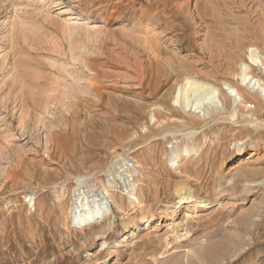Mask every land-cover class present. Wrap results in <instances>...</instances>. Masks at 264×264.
I'll return each mask as SVG.
<instances>
[{
	"label": "rangeland",
	"instance_id": "obj_1",
	"mask_svg": "<svg viewBox=\"0 0 264 264\" xmlns=\"http://www.w3.org/2000/svg\"><path fill=\"white\" fill-rule=\"evenodd\" d=\"M259 20L264 0H0V264H183L199 242L214 254L195 264H264V92L225 58L243 37L264 83L243 31ZM186 76L216 106L175 103ZM133 182L160 222L190 184L189 235L145 246ZM79 195L110 214L81 228Z\"/></svg>",
	"mask_w": 264,
	"mask_h": 264
},
{
	"label": "bare ground",
	"instance_id": "obj_2",
	"mask_svg": "<svg viewBox=\"0 0 264 264\" xmlns=\"http://www.w3.org/2000/svg\"><path fill=\"white\" fill-rule=\"evenodd\" d=\"M258 23H260L259 27L256 26V27H254V29L244 27L243 31L250 38L249 39V41H250L249 47L250 48H249V54H248L249 58L251 59V61L254 64H260L261 66L264 67V59L259 55L260 44H263L262 48L264 49V20H259ZM245 34H244V37H247ZM236 35L240 36L238 33ZM228 40H230V39H228ZM234 40H236V43L234 42ZM234 40L230 41V45L234 47V48L231 47L233 49V52L231 53V51H229L228 54H225V58H228V60H227L228 63L226 66V69H228V71H226V73L233 76V77L238 75L240 77L242 83L251 84L252 87H254V88H261L262 91L264 92V83L263 82L260 83L261 78L258 77V75H256L255 72L251 69L252 63H251V66H249L248 61L246 62L244 57L240 55V52L242 51V49L246 45V42H245L246 39L244 40L243 37H237L236 36ZM236 65L239 66L241 73L237 74V72L235 71ZM184 78H185V83L179 84V86H178V93L174 99L175 103H179L181 101V98H183L185 106L191 107V109L192 108L197 109L201 106L208 105L209 110H211L212 106H216L217 100H216L215 95L218 92V90L214 86H212V84L210 85V84L204 82L203 79L200 80L199 78H196V76H194V77L186 76ZM224 85L226 86V89H228L230 91V93L233 94L235 92L236 88L232 84H230L228 81L225 82ZM220 94H221V92H220ZM255 95H257V94H255ZM191 96L192 97L194 96V98H192ZM241 103H244V102L242 101ZM263 107H264V105H263ZM208 108H207V111H208ZM232 115H233V117H235V114H232ZM192 121H194V120L192 119ZM250 121H252V120H250ZM191 151H195V149L191 148L190 151L186 149L184 151V153L180 152L179 154H175L177 156H175L174 158L171 159L172 165L175 166L176 164H178L179 161L183 157L185 158L188 155V152H191ZM142 164H143V162H142ZM137 180H138V178H137ZM109 187H112V185L109 184ZM104 188L108 193L110 192V190L108 189V186H106ZM130 189L131 190L128 193V196H129V202L128 203L131 207V211H133V214L131 215V219L133 220L137 216V212L139 211V213L141 215L140 218L144 222L146 229L148 231V234H147L148 238L143 243L145 246L146 245L149 247L150 246H154V247L156 246V248H158L162 244V246L166 247L167 244L177 242L180 239H182L183 237H186V235H189V233H190L189 227H190V224L192 222V219L187 218L185 220L183 217V219H184L183 221H187L188 223H184L182 221L177 220L176 219V213H177L176 207H181V205L185 204V203H187L189 205V204L196 203L197 200L198 201L203 200L201 197H199L198 195L195 194V190L193 187L190 186V184L188 185V184H182L181 183V184H178L176 186L175 195L177 196L178 201L175 202L176 204H174V205L166 204V206H165L166 208L162 212L163 213L162 215H164V217H166L165 221H164L165 223L160 222L159 219L155 220L154 216H153L152 207L150 205L146 206V204L143 203L144 199L142 200V197L139 194L140 187L138 188L137 182H133L131 184ZM109 195H110V197L113 198L115 205H118L119 208L123 207L122 198L120 200H118L117 198H115L114 194L109 193ZM77 200L80 202L79 206H81L83 208V212L81 213V211L79 210V207L77 206L75 210L73 209L74 212H73L72 217H73V220L75 222H77L81 228L90 227L93 225L100 224L101 221L104 220L110 214V205H108V202L104 198H101L100 200L93 198L91 204L88 202H85V201L83 202V196L82 195H79ZM160 226L161 227L164 226L166 228V230L161 234L159 233V231H157V229L160 228ZM212 251L210 249H208L201 242H199L197 245L191 244L187 247V249L185 251L186 255L184 256V263L183 264H193L194 262H197V263L203 262L206 259V255H211L213 253ZM163 255H164V253H163ZM154 256L155 255H153V257Z\"/></svg>",
	"mask_w": 264,
	"mask_h": 264
}]
</instances>
